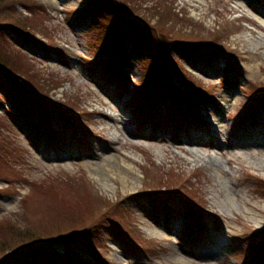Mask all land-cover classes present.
<instances>
[{
    "label": "rangeland",
    "instance_id": "rangeland-1",
    "mask_svg": "<svg viewBox=\"0 0 264 264\" xmlns=\"http://www.w3.org/2000/svg\"><path fill=\"white\" fill-rule=\"evenodd\" d=\"M0 59V264H264V0H0Z\"/></svg>",
    "mask_w": 264,
    "mask_h": 264
},
{
    "label": "bare ground",
    "instance_id": "bare-ground-1",
    "mask_svg": "<svg viewBox=\"0 0 264 264\" xmlns=\"http://www.w3.org/2000/svg\"><path fill=\"white\" fill-rule=\"evenodd\" d=\"M191 128V127H190ZM205 128V127H204ZM213 131H215L214 129H212ZM207 131V132H206ZM137 133L136 135H139L141 134V136H144L145 133ZM136 136L135 133H131V136ZM146 137V136H144ZM149 138H152V137H149ZM157 141H160V140H157ZM182 141L184 142H198V143H205V144H217L216 142V139L213 137L212 133L209 132L208 133V130H204V129H190V132L189 133H185L184 135V138L182 139ZM181 142V141H180ZM116 155H111L109 157L106 158V163L109 162L111 159H115ZM117 165L120 164V162H116ZM122 165H124V167L128 166L127 164H125V162L122 161ZM108 166H110V164H108ZM102 171H109V167L108 168H103ZM106 174V173H105ZM167 206V205H165Z\"/></svg>",
    "mask_w": 264,
    "mask_h": 264
},
{
    "label": "trees",
    "instance_id": "trees-1",
    "mask_svg": "<svg viewBox=\"0 0 264 264\" xmlns=\"http://www.w3.org/2000/svg\"><path fill=\"white\" fill-rule=\"evenodd\" d=\"M160 21H157V25L159 24L160 25ZM11 64L10 63H8L6 60H1L0 59V69L2 70V71H4L5 73H7L8 75H12V71H10L11 69H9V66H10ZM6 74V75H7ZM7 75V76H8ZM8 77H10V76H8ZM13 81V80H12ZM14 82V81H13ZM20 85H23V84H19V85H17L18 86V88H19V90L20 91H22L25 95H27V100H29L30 98H32V99H34V102H33V104H34V108H35V106L39 109V107H38V104H36L38 101L36 100L37 98H36V92L34 91V89H30L29 90V88H27V87H25L24 85H23V87L22 86H20ZM164 88V86H161V83L160 84H158V85H156V88H155V92H154V95H155V93H158L159 92V90L161 91L162 89ZM33 92V93H32ZM33 94H34V96H33ZM36 99H35V98ZM27 103H28V101H27ZM63 207H65V208H68V206L67 205H65V204H63V205H60V204H58V205H55V206H53V208H55L57 211H59L60 209L61 210H64V208ZM104 212H106V211H104ZM103 212V213H104ZM105 214V213H104ZM74 228V227H73ZM76 230H78V228L77 229H73L72 231H76ZM39 243L40 244H42V243H44V241H39ZM32 245V244H31ZM14 251H16V249L14 250L13 249V251L11 250L10 252H12V254H13V252ZM2 252H4V251H2ZM4 254V253H3ZM12 254L10 255V257L11 258H13V257H15V256H13L12 257ZM5 260H7V259H5Z\"/></svg>",
    "mask_w": 264,
    "mask_h": 264
}]
</instances>
